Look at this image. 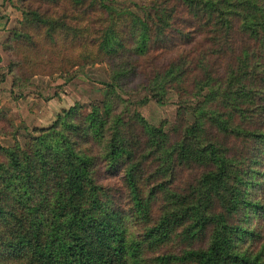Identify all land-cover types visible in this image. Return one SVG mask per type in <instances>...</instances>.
I'll list each match as a JSON object with an SVG mask.
<instances>
[{
    "label": "trees",
    "instance_id": "trees-1",
    "mask_svg": "<svg viewBox=\"0 0 264 264\" xmlns=\"http://www.w3.org/2000/svg\"><path fill=\"white\" fill-rule=\"evenodd\" d=\"M14 4L20 92L97 63L111 83L0 145V264H264V0ZM143 88L178 93L170 131L126 118ZM19 134L0 109V135Z\"/></svg>",
    "mask_w": 264,
    "mask_h": 264
},
{
    "label": "rangeland",
    "instance_id": "rangeland-1",
    "mask_svg": "<svg viewBox=\"0 0 264 264\" xmlns=\"http://www.w3.org/2000/svg\"><path fill=\"white\" fill-rule=\"evenodd\" d=\"M106 1H115L124 5H132L134 2V0ZM9 12L13 18H16L8 28L0 30V109L8 113L9 117L15 121L20 128V134L17 138L12 135H0V145L4 147H13L16 141L24 145L27 137L34 133L36 127H48L63 109L77 103L87 107L94 103L102 104L108 84L111 83L108 66L105 63H97L80 71L54 76L37 75L32 78L30 86L20 92L14 86L13 77L8 72L10 56L6 44L10 31L12 32L14 27L18 26L16 15L19 11L15 5H11ZM262 58L261 56L256 57V62L263 61ZM122 98L124 104L128 105V110L125 113L126 118L140 113L148 122L154 125H163L166 131H170L177 120L179 95L175 90L168 91L163 103L153 98L144 88L134 93L124 94ZM31 99L38 100L42 104V108L33 107L30 110V115L23 114V109L27 107ZM189 118L192 120V115H189ZM181 178L190 181L192 177L190 172L183 171Z\"/></svg>",
    "mask_w": 264,
    "mask_h": 264
},
{
    "label": "crops",
    "instance_id": "crops-1",
    "mask_svg": "<svg viewBox=\"0 0 264 264\" xmlns=\"http://www.w3.org/2000/svg\"><path fill=\"white\" fill-rule=\"evenodd\" d=\"M14 2L15 0H0V12H2L0 14V30H4L8 28L10 24L12 23V21L14 20V18H16V17L13 18V16L9 12V9H11V5L12 6L15 5ZM13 15L15 16V11ZM20 15H21L20 11L17 12V15H16L17 20L19 19ZM33 107L42 108V104L39 103V101L35 99L29 100L27 107L23 109V114L28 115L30 113L31 108Z\"/></svg>",
    "mask_w": 264,
    "mask_h": 264
}]
</instances>
